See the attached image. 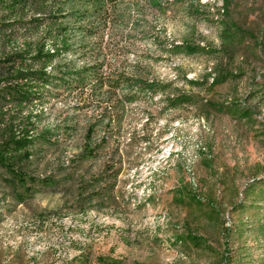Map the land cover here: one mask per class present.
<instances>
[{"label":"rangeland","instance_id":"374dc122","mask_svg":"<svg viewBox=\"0 0 264 264\" xmlns=\"http://www.w3.org/2000/svg\"><path fill=\"white\" fill-rule=\"evenodd\" d=\"M136 8L62 57L100 63L102 85L33 107L59 145L30 171L54 182L15 205L0 181V264H264V0ZM135 78L170 85L131 99ZM14 116L0 97V128Z\"/></svg>","mask_w":264,"mask_h":264},{"label":"trees","instance_id":"16d2710c","mask_svg":"<svg viewBox=\"0 0 264 264\" xmlns=\"http://www.w3.org/2000/svg\"><path fill=\"white\" fill-rule=\"evenodd\" d=\"M140 1L0 0V68L4 73L0 83H7L0 88V97L13 102L16 110L14 127L9 126L10 131L0 128V181H14L15 205L27 201L19 186L26 187L24 191L30 188V194L38 183L46 186L54 182L47 176L38 179L30 171L43 147L59 145L49 128L38 130L44 112H35L33 107L60 91L69 94L88 84L100 86L105 79L96 70L100 64L97 61L83 62L77 67L74 60L62 57L71 52L90 54L98 49L100 44L91 39L115 35L129 18L130 8L140 15L141 9L136 8ZM171 48L187 53L197 50L187 42L173 44ZM132 82L130 88L138 91L133 90L131 99L144 91H164L170 85L138 78ZM191 98L187 94H170L167 100L176 105L190 102Z\"/></svg>","mask_w":264,"mask_h":264}]
</instances>
